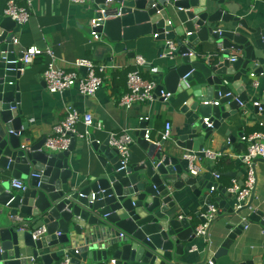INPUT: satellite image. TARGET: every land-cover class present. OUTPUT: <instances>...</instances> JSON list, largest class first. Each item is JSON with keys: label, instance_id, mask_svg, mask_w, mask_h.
Masks as SVG:
<instances>
[{"label": "water", "instance_id": "water-1", "mask_svg": "<svg viewBox=\"0 0 264 264\" xmlns=\"http://www.w3.org/2000/svg\"><path fill=\"white\" fill-rule=\"evenodd\" d=\"M246 3L249 8L251 0ZM92 5L97 20L92 32L106 41L110 55L135 58L128 46L141 37L175 44L173 63L163 75L155 99L162 90L172 96L185 94L182 112L190 114L191 120L176 144L181 151L201 153L222 124L244 114L240 104L248 105V91L256 89L254 83L264 92V66H251L256 59L250 41L230 27L248 29L247 25L236 17L227 0H94ZM169 9L182 12L178 20L190 23L195 32L185 39L178 37L169 21ZM15 29L10 18L0 15V174L23 180L27 188L15 193L9 191L7 181L0 184V217L9 220L0 224V264H28L30 258L41 264H217L221 259H227L224 264H264V254L260 261L241 262L230 254L232 243L250 223L264 230V208L252 210L254 191L238 210L235 197L226 191L222 194L230 201L228 207L220 199L200 203L218 208L216 222L224 223L228 235L226 244L216 250L210 243L204 244L203 262L191 258L186 247L196 241L195 223L176 218L171 211L185 188L198 199L216 185L200 184L198 178L189 176L182 157L167 152L164 142L159 149L148 144L145 122L136 135L145 159L126 169L108 140L100 144L89 137L98 168L86 186H76L78 177L70 160L75 139L61 153L44 150L46 139L30 143L24 137L29 123L21 120L18 70L22 53L14 51ZM205 42L220 51L208 63L195 54ZM230 51L240 55L232 63L227 59ZM252 111L256 116L257 110ZM204 119H209L210 128L203 124ZM229 143H234L233 137ZM10 216L21 217L29 231L19 232ZM40 228H45L46 235L34 241L31 232Z\"/></svg>", "mask_w": 264, "mask_h": 264}, {"label": "crops", "instance_id": "crops-1", "mask_svg": "<svg viewBox=\"0 0 264 264\" xmlns=\"http://www.w3.org/2000/svg\"><path fill=\"white\" fill-rule=\"evenodd\" d=\"M8 1H15L20 6H28L27 0H2L1 16H3L5 3ZM29 1L30 20L23 27L15 29L17 44L14 45V51L16 54L22 53L29 47H36L42 51L50 50L55 59V66L67 72L74 70L73 65L79 59H86L98 65L104 64L107 67L104 84L94 97H81L75 89L62 94L50 95L45 89L41 76L51 60L46 54L37 57L18 80L21 120L29 123L24 137L30 140V143L47 139L51 134L52 127L62 120L64 108L70 106L79 114H91L95 123H100V129H89L90 136H93L95 141L100 144L106 142L110 134H130L134 139V144L131 146L130 164H137L145 159V153L137 144L136 136L140 132L143 122L151 133V139L156 141L165 132L166 124H169L171 134L170 138L164 142V148L171 155L179 158L188 153L176 147L179 137L186 133L191 120L190 114L182 112L183 104L186 101L184 93L172 96L165 102L158 99L148 104L135 105L129 110L119 108V99L128 91L126 74L138 69L134 65L135 58H128L125 54L110 55L106 41L102 39L95 41L92 38L88 31H90V22L94 20L95 15L93 5H74L68 0ZM227 1L231 10L236 12V17L244 19L247 25L248 29L233 24L230 27L250 41L253 48L252 56L256 59V62L251 66L256 64L263 67L264 0H251L249 8L246 0ZM178 14H182V12L169 9V21L174 25L177 36L185 39L187 34L195 32V28L190 23L184 24L179 21ZM167 48L166 42H157L153 36H147L131 43L128 46V51L134 53L135 57H141L147 63V66L142 70L143 78L155 80L162 85L163 75L173 63L172 58H163ZM219 52L215 45L205 42L198 45L195 54L199 61L204 59L206 61L208 57L212 61L215 59V55H219ZM239 57L238 53L230 51L227 59L231 63V59ZM263 93L260 86L253 91L249 89V103L242 110L244 114L231 117L230 121L227 124H222L219 131L205 143L204 149L220 153L222 156L210 165L209 162L202 163L201 173L197 180L200 184L208 182L216 185L217 189L212 194L207 191L198 199L193 197L187 188L179 192L183 197L171 211V214L176 218L185 217L194 222L197 227L202 223L199 218L202 219L201 215L207 207L201 206L200 203L209 199H220L227 203L226 207L230 206V201L222 193L224 191L229 193L233 181H236L238 185L244 181L245 171L237 159L246 152V146L241 142V137L264 132V113L255 116L250 108L252 101L263 98ZM77 130L83 133L84 126L78 124ZM231 137L234 139L233 144L229 143ZM70 160L74 175L78 177L76 186L78 187L80 183H83L82 186L88 185L94 170L98 168L97 157L92 151L89 137L76 141V147L70 155ZM182 166L186 170L185 163ZM255 169L257 182L252 210L257 211L264 208V161H257ZM212 172L220 175L217 181L214 180ZM3 181L9 183V191L17 193L10 187L12 180L9 174H0V184ZM7 220V217L1 216L0 224L7 223ZM223 226L224 223L216 222L215 218L207 231L206 244L210 243L214 250L226 244L228 232L224 231ZM204 244L203 240L198 239L192 244V246H197L199 251L190 256L198 263L205 259L203 256ZM190 247L191 245L187 246L186 251H189ZM230 254L235 262L260 261L264 254V230L259 225L250 223L242 235L232 243ZM226 261L227 259H221L217 264H224Z\"/></svg>", "mask_w": 264, "mask_h": 264}, {"label": "built area", "instance_id": "built-area-1", "mask_svg": "<svg viewBox=\"0 0 264 264\" xmlns=\"http://www.w3.org/2000/svg\"><path fill=\"white\" fill-rule=\"evenodd\" d=\"M94 0H68L69 3L74 5H92ZM26 7L18 5L15 1H8L3 9V16L10 18L12 22L16 24V29L23 27L28 23L31 17L30 1L27 0ZM97 20L90 22V35L95 41L100 40L99 35L92 30L97 27ZM191 33L187 34L190 35ZM16 32L14 31L13 45L17 44L15 38ZM167 52L163 58H173L175 51L174 43H167ZM42 54H46L51 62L48 64L46 70L41 76V79L45 85V89L48 94L56 95L62 94L71 89H75L77 93L84 98H91L102 88L104 84V75L107 71V67L104 64H94L92 61L86 59L76 60L73 65V71L67 72L59 69L55 66V59L50 50L42 51L36 47H29L22 52V58L19 60L21 68L18 70L20 74L25 69L31 66L35 59ZM210 57L205 62L208 63ZM212 58V57H211ZM205 60V59H204ZM236 58L231 59V63L235 62ZM134 65L138 70L129 72L126 75L127 93L123 95L118 102L120 109L129 110L138 104H148L155 100L168 101L172 95L166 93L164 90L159 92V96L155 99V92L160 84L155 80H146L142 76V70L147 66V63L141 57H135ZM253 79V74H249ZM254 87L257 88V84L254 83ZM206 105V103L204 104ZM211 105L218 106L217 102H212ZM242 109L246 105H242ZM251 109H256V115H262L264 113V98L252 101L250 103ZM147 121V119H145ZM78 124L84 126V132L81 133L77 130ZM203 124L208 128L209 119H204ZM100 129V123H95L91 114H79L72 107H65L63 112V118L57 124L52 127L50 136L46 139L44 150L51 153H61L66 151L72 139L85 140L90 137L89 129ZM171 129L170 125L166 124L165 132L161 135L159 140H152L149 129H144V140L148 144L154 145L157 149L160 148V142H166L170 138ZM241 142L246 146L245 154L239 156L237 159L243 166L245 175L244 181L241 185H238L236 181L232 182V187L229 189V193L235 197V209H241L246 206L247 201L251 197L252 192L255 189L257 182V172L255 164L257 161H264V132H256L247 136L241 137ZM109 147L114 149L119 158L122 169H126L130 165L131 159V146L134 144V139L128 133L123 134H110L108 138ZM222 155L220 153H214L211 150L204 149L201 153L188 152L182 156V160L186 165V171L189 176L198 178L201 173L202 163H215ZM214 180H218L219 176L213 174ZM11 189L17 192H24L27 188L26 183L23 180H12L10 184ZM216 187L210 189V194L216 191ZM0 209V213H1ZM219 210L213 204L206 207L204 213L201 215L203 222L195 228L196 240H203L205 243L208 238L207 231L210 224L216 218ZM185 217L179 216V219ZM10 221L17 225L19 232L29 231V226L23 222V219L18 216H10ZM247 229V227L245 228ZM32 239L34 241L44 237L46 235L45 228H40L34 232H31ZM199 251L197 246L190 247L188 253L195 254ZM28 264H38L37 261L30 258ZM65 264H68L65 262ZM114 264V262H111ZM207 264H213L208 261Z\"/></svg>", "mask_w": 264, "mask_h": 264}, {"label": "trees", "instance_id": "trees-1", "mask_svg": "<svg viewBox=\"0 0 264 264\" xmlns=\"http://www.w3.org/2000/svg\"><path fill=\"white\" fill-rule=\"evenodd\" d=\"M6 3H7V2H6ZM6 3H5V4H6ZM128 73H129V72H128ZM128 73H127V74H128ZM127 74H126V75H127ZM37 263H38V264H41L39 261H37Z\"/></svg>", "mask_w": 264, "mask_h": 264}]
</instances>
